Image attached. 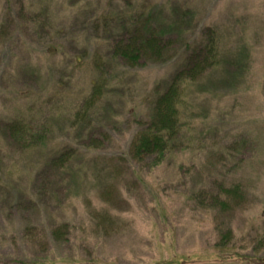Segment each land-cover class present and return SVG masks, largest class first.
Listing matches in <instances>:
<instances>
[{"label":"rangeland","instance_id":"1","mask_svg":"<svg viewBox=\"0 0 264 264\" xmlns=\"http://www.w3.org/2000/svg\"><path fill=\"white\" fill-rule=\"evenodd\" d=\"M150 12L190 43L213 32L220 64L187 98L188 148L132 165L118 156L184 55L121 68L102 26ZM94 81L102 99L76 128ZM9 122L29 129L27 150ZM99 127L98 150H85ZM67 146L73 159L56 167ZM221 183L247 196L222 217L225 248L216 212L195 200ZM0 264H264V0H0Z\"/></svg>","mask_w":264,"mask_h":264},{"label":"trees","instance_id":"2","mask_svg":"<svg viewBox=\"0 0 264 264\" xmlns=\"http://www.w3.org/2000/svg\"><path fill=\"white\" fill-rule=\"evenodd\" d=\"M192 14L188 18H192ZM159 15L150 12L130 16L124 20L104 21L103 29L108 32L104 40L109 61L126 69H137L148 64H162L170 60L178 53L184 55V62L177 68L160 92H156L149 103L148 119L138 121L137 130L131 139L126 152L118 156L123 162L129 164L142 163L151 160L152 164H159L180 150L188 148L189 143L184 138V129L188 127L187 98L194 89L206 79L211 70H215L220 64V49L218 38L211 31L205 33L200 42H189L187 36L178 31L174 23L157 21ZM160 20H163L160 18ZM104 86L100 81L91 84L88 96L83 100L77 113L73 117L72 126L76 128L81 123L91 121V111L102 99ZM95 131V130H92ZM4 133L12 143L22 149L29 148V143L24 140L29 134V129L15 122L4 125ZM96 133V134H95ZM101 127L95 132L87 134L85 150H98V143L103 140ZM106 134V133H105ZM44 133L37 138H43ZM107 136V134H106ZM25 150V151H26ZM22 151V152H25ZM75 150L72 147L62 148L54 156L53 163L66 165L73 159ZM214 192H198L195 200L199 205H205L216 212L215 230L219 232L217 247L225 248L232 239V232L224 227L222 217L231 215L243 206L247 205V196L238 183L231 185L218 184ZM112 193L108 189L105 197ZM108 216L105 215L106 220ZM66 225L58 227L52 232V238L58 242L66 235Z\"/></svg>","mask_w":264,"mask_h":264}]
</instances>
